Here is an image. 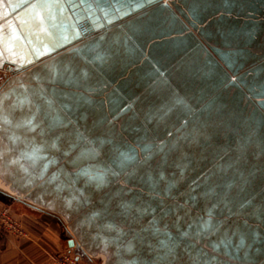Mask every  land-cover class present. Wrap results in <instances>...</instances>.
Wrapping results in <instances>:
<instances>
[{"label": "rangeland", "instance_id": "rangeland-1", "mask_svg": "<svg viewBox=\"0 0 264 264\" xmlns=\"http://www.w3.org/2000/svg\"><path fill=\"white\" fill-rule=\"evenodd\" d=\"M64 1L26 2H32L33 7L27 10L33 13L20 22L26 25L32 21L35 28L24 30L28 36L22 44L6 45L5 50L0 47V98L16 80H22L29 92L37 88L25 85L34 70H40L46 82L61 85L56 75L78 66L75 55L89 53L85 48H98L97 40L107 41L103 45L102 68L113 83L104 81L101 92L88 93L86 134L71 136L73 153L86 144L85 163L78 156L71 157L75 170L71 179L74 183L80 181L81 187L83 180L88 183L80 193L91 201L87 206V211L91 209L88 220L102 219L107 213L109 218L105 223L100 220V225L110 227L111 234L107 235H113L115 240L118 233L129 264H264V174L244 181L264 165L238 180L232 179L231 185L224 187H230L229 195L203 199L193 180L159 147L146 125L151 111L171 92L189 88L197 95L193 105L205 107L204 117L218 129H229L237 120L264 107V84L237 99H228L196 65L176 54L164 39V30L144 15L147 11L118 23L101 20L100 26H93L92 22L87 24L86 13L77 0ZM17 7L18 11L22 9L13 4V8ZM159 8L168 18L172 17L163 6ZM172 19L230 92L235 94L245 83L249 85L250 82L236 86L227 82L190 35ZM85 34L92 37L87 39ZM91 41L97 44L89 47ZM38 88L49 90L43 84ZM48 101L52 104L51 97ZM99 105L103 107L101 122L89 117V112L99 111ZM90 106H96L95 110ZM260 128L257 126V131ZM203 136L200 135L201 141ZM232 137L235 138L232 135L227 139ZM247 158L242 163L254 161ZM209 172L206 174L211 175ZM72 197L76 199L77 194L72 192ZM74 223L78 227L76 234L82 237V224L79 227L78 221ZM130 229L139 233L127 237L125 232L122 236ZM87 245L98 264H113L115 253L108 244L98 249L89 242ZM99 250L109 257L101 258Z\"/></svg>", "mask_w": 264, "mask_h": 264}, {"label": "crops", "instance_id": "crops-1", "mask_svg": "<svg viewBox=\"0 0 264 264\" xmlns=\"http://www.w3.org/2000/svg\"><path fill=\"white\" fill-rule=\"evenodd\" d=\"M27 1L0 0L2 50L6 49V45L22 44L28 36L24 30L33 29L32 21L26 25L20 22L25 15L33 13L27 10L33 7L32 2L28 5ZM13 4L20 5L22 9L18 11L20 7L13 8ZM77 4L80 7L79 0ZM164 39L171 43L178 56L183 55L180 50L177 52L171 40ZM97 41L100 42L98 48H85L89 53L80 52L75 55L78 59L77 67L57 73L61 85L56 87L55 81L46 82L44 74L34 70L25 85L37 88L29 92L22 80H16L14 85L1 94L0 130L3 136H0V210L10 207L30 236L17 237L0 233V264H54L53 256L66 249L83 254L98 264L95 255L88 250V242L95 249L108 244L115 253L113 264H129L128 256L123 254L122 239L118 233H115V240L113 235H107L111 234L110 227L100 225V220L104 222L106 217L109 218L107 213L102 219L88 220L91 209L87 211V206L91 201L88 202L86 196L80 195L81 190L86 189V180H83L81 187L80 181L74 183L71 179L72 171H75L71 166V157L78 156L79 160L86 162V144L73 153L71 136L86 134L87 95L92 91L101 92L105 86L104 81L113 83L112 78H107L108 72H103L102 68L103 45L107 41ZM96 44L91 41L88 46ZM91 51H94V55ZM41 84L48 85L49 90L46 92L38 88ZM115 86H118L117 83ZM48 97L52 98V104ZM92 106L90 108L95 110L96 106ZM102 108L99 105L96 108L98 112H89L90 119L95 121L97 118L101 122ZM78 165V172L81 173V163ZM72 192L77 194L76 199L72 197ZM74 221L79 222V227L82 224V237L76 234L78 227ZM125 232L127 237H135L139 233L130 229V232L124 231L122 236ZM97 254L104 259L109 257L103 250Z\"/></svg>", "mask_w": 264, "mask_h": 264}, {"label": "water", "instance_id": "water-1", "mask_svg": "<svg viewBox=\"0 0 264 264\" xmlns=\"http://www.w3.org/2000/svg\"><path fill=\"white\" fill-rule=\"evenodd\" d=\"M171 6L164 7L165 10L176 20V22L185 30L194 40V42L200 47L202 52L206 49L211 50L220 60L227 70L230 69L232 74L234 73H247L241 80L260 72L264 69V0H169ZM155 5V4H154ZM173 7L178 11L181 18L176 15L173 16ZM175 14V13H174ZM147 16L151 20L155 21L158 26L164 30V36L170 39L176 48H178L183 55L188 58L194 65H196L202 72H204L212 82L218 87V89L230 99H237L243 96L250 90L264 84V76L251 84L242 88L239 92L231 94L227 88L218 80L202 59L190 49V45L186 38L180 33L176 26H174L168 16L164 15L160 8L156 5L147 13ZM177 18V19H176ZM185 23L188 25L186 26ZM187 28H186V27ZM194 29L195 31H193ZM193 32H191V31ZM207 46L197 42V34ZM209 60L212 59V55H208ZM211 61V60H210ZM261 63V64H259ZM256 65V66H254ZM254 66V67H253ZM226 70V72H227ZM224 72V75H226ZM236 86L238 83H231ZM183 96L190 104L192 103V109L187 112H182L177 116H173L171 108L174 102ZM196 93L189 88H185L182 91L175 90L171 92L158 107L153 109L147 119V127L150 130L153 137L157 140L159 147L167 152L171 159L178 165V167L193 180L197 186V193L206 200L212 198H220L227 196L230 193V187L219 190L218 192H212L203 182L202 176H199L194 167H190L185 160L176 151L177 142L169 143L164 139V132L158 130L153 126L154 120L165 113L167 124L171 125V120H180L186 127L187 133L184 136H180V129L174 128L178 143L184 144L187 138L194 137V134L190 130V126L193 125L192 120H186L185 115L190 111L196 112L200 115L201 120L199 126L208 125L215 134L221 139L225 140L236 132L250 126L258 120L264 119V107L256 110L253 114L241 118L234 122L229 129L221 130L216 127L214 123L207 120L204 117L205 107H195L193 101L196 99ZM258 134L264 133V121L262 122ZM172 127V125H171ZM205 141L212 150L219 152V158H226L228 153L232 151L234 141L229 142L224 150H218L213 142L208 139L206 134H203ZM263 141V140H262ZM262 144H264L262 142ZM194 154L201 156L198 147H191ZM264 151V149H263ZM243 157L240 160H234L233 167L230 172H223V178L227 175H231L233 180H238L240 177L237 173L238 167L241 165ZM248 161L255 160L254 154H251ZM210 164L213 169L208 173L217 176L218 172H221L220 164L217 160H210L205 162L200 160L198 166ZM264 174V166L261 169L255 170L250 176L244 178L245 182H250L253 178L259 177ZM223 179L222 177H218Z\"/></svg>", "mask_w": 264, "mask_h": 264}, {"label": "bare ground", "instance_id": "bare-ground-1", "mask_svg": "<svg viewBox=\"0 0 264 264\" xmlns=\"http://www.w3.org/2000/svg\"><path fill=\"white\" fill-rule=\"evenodd\" d=\"M158 4L161 7L162 6L168 7L169 5L171 6V3L169 0H158V2L155 5H158ZM172 8H173L172 11H174V13H175V14L173 13L172 15L173 16L176 15L178 18H181L180 14L173 7V5H172ZM169 18L171 19V21H173L172 17H169ZM173 24H174V21H173ZM185 25L188 26L186 23H185ZM174 26H176L177 29L179 31H181L178 28V25L174 24ZM89 27L92 29L93 26H89ZM192 30L195 31L194 29H192ZM193 31H191V32H193ZM86 34H90V33H86ZM183 36L186 38L185 35H183ZM197 36H198V39H196L197 42H199L200 44H203L204 46L205 45L207 46V44L204 42L203 39H201L199 37L198 34H197ZM90 37H92V36H90ZM90 37L87 36L86 38L88 39ZM186 40L188 41V43L190 45V49L194 53H196L194 48H193V45H191V43L189 42V40L187 38H186ZM203 54H205V56H207V57L209 54L217 57L209 49H206V51H204ZM200 58L202 59V57H200ZM204 60H206V59H204ZM204 60L202 59V61L206 64V66L213 73V68L210 66L209 63H207ZM259 64H261V63H259ZM254 66H256V65H254ZM225 68H227V67L225 66ZM228 72L232 73V71H230V69H228ZM241 73H238V74L234 73L233 75L232 74L231 75L235 76L234 78H236ZM263 76H264V69H262L260 72L252 74L251 76L245 78L244 82H250L249 84H251L252 82L258 80L259 78H261ZM219 81L221 82V80H219ZM246 85H248V84L245 83V85H243V86H246ZM191 109H192V106L189 104V102L183 96H181V97H179V99L176 100V102L173 103L172 108H171V112H172L173 116H177V115L181 114L182 112H187L188 110H191ZM185 116H186L185 117L186 120H192L194 123L193 125L190 126V130L194 134V137L187 138L184 141V144L178 143L177 138H176V134L174 132V128L178 127L180 129V136H184L187 133V127L184 124H182V122L180 120L172 119L170 121L171 125H172V127H171L170 124H167L166 115H165V113H163L154 120L153 126L155 128H157L158 130H162V132H164L163 137L169 143L177 142V145L175 147L176 151L179 153V155L185 160V162L190 167L196 168L195 169L196 173L199 176H202V180H203L204 184L212 192H218L220 189L224 188L225 186L231 185V182L233 179L232 176L227 175L226 177L223 178V176H222L223 172H229V170L232 167L234 160H238L241 156H243L244 158H247L249 155L254 154L256 157L252 163L249 164V162H244L238 167L237 171H238V174L240 177H244V176L250 174L253 170L259 168V166L264 165V151H263L264 144H262V142L264 143V133L258 134L257 133L258 131L256 129L257 126L261 127L264 119L258 120L257 122L253 123L252 125L240 130L239 132H236L233 135V136H235V138L232 137L235 140L234 142H236L233 145L232 152H230L226 158H219V152L216 150H212L208 146L207 143H204V142H206L204 136H203L204 140L201 141L202 138L200 137V135L206 134L208 136V139H210L214 143V145L218 148V150H220V151L224 150L226 145L233 139L230 138V139H226V140H221L215 134V131L212 130L208 125L205 124V125L199 126L201 117L196 112L190 113V111H189ZM170 130L172 133L169 134ZM192 146L198 147V149L202 155L199 156L198 154H194V152L191 148ZM200 160H204L205 162H209L210 160H217L219 162L220 168H221V172L217 173L218 174L217 176L222 177L223 179H219V178H217V176L212 175V174L207 175L206 172H209L210 170H212L213 167L208 163L199 167L198 163L200 162Z\"/></svg>", "mask_w": 264, "mask_h": 264}, {"label": "flooded vegetation", "instance_id": "flooded-vegetation-1", "mask_svg": "<svg viewBox=\"0 0 264 264\" xmlns=\"http://www.w3.org/2000/svg\"><path fill=\"white\" fill-rule=\"evenodd\" d=\"M79 1H80V7L83 9L81 10L84 13H86L87 24L88 22L89 23L92 22L91 25L93 26L95 25L100 26L103 20L104 21L107 20L108 24L118 23L119 21H122L125 18L133 17L142 12L144 13V11H147L144 13V15H146L152 9V7L155 6L154 4L158 2V0H79ZM157 6L158 5H156V7ZM210 60L212 64L216 67V69L223 75L225 80H227V82L229 83L236 82L238 84L244 82L241 79L245 75H247V73H241L236 78H234L235 76H232L233 74L231 72H228L224 64L220 62L219 58L212 55V59ZM224 72H226V75H224ZM218 80H220V78H218ZM222 85L225 88L228 86L226 85V83H222ZM230 93L233 94L232 92Z\"/></svg>", "mask_w": 264, "mask_h": 264}, {"label": "built area", "instance_id": "built-area-1", "mask_svg": "<svg viewBox=\"0 0 264 264\" xmlns=\"http://www.w3.org/2000/svg\"><path fill=\"white\" fill-rule=\"evenodd\" d=\"M0 233L17 237L30 236L22 221L15 216L8 206L0 210ZM52 260L54 264H94L91 260L84 258L83 254L74 252L71 249L55 254Z\"/></svg>", "mask_w": 264, "mask_h": 264}, {"label": "snow or ice", "instance_id": "snow-or-ice-1", "mask_svg": "<svg viewBox=\"0 0 264 264\" xmlns=\"http://www.w3.org/2000/svg\"><path fill=\"white\" fill-rule=\"evenodd\" d=\"M28 123H31V121H28Z\"/></svg>", "mask_w": 264, "mask_h": 264}]
</instances>
